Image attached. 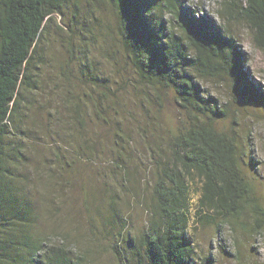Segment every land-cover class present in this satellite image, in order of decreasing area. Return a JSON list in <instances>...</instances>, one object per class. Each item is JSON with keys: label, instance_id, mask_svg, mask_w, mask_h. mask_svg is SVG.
<instances>
[{"label": "rangeland", "instance_id": "obj_1", "mask_svg": "<svg viewBox=\"0 0 264 264\" xmlns=\"http://www.w3.org/2000/svg\"><path fill=\"white\" fill-rule=\"evenodd\" d=\"M177 5L234 36L249 77L264 92V51L252 45L247 25L223 20L219 0H178ZM117 22L108 2L66 1L40 42L32 68L36 88L24 91L28 109L11 138L22 152L11 166L16 187L38 216L31 234L45 239L51 253L64 242L72 263L77 252L84 257L78 264H133L135 241L150 223L161 170L157 161L173 166L172 136L193 120L171 88L139 80ZM85 61L97 71L96 82L87 80L86 68L82 75ZM199 85L228 111L213 124L235 138L250 197L264 208V103L234 101L226 76ZM185 183L193 263L264 264V223L254 231L249 206L240 214L246 229L234 230L222 215L199 206L202 183L196 174Z\"/></svg>", "mask_w": 264, "mask_h": 264}, {"label": "trees", "instance_id": "obj_2", "mask_svg": "<svg viewBox=\"0 0 264 264\" xmlns=\"http://www.w3.org/2000/svg\"><path fill=\"white\" fill-rule=\"evenodd\" d=\"M66 1L0 0V264H78L84 258L76 252L72 263L66 258L72 250L64 242L51 253L45 239L31 234L38 216L30 201L19 194L22 190L16 187L11 167L22 154L11 138L19 130L17 120L28 109L24 91L36 88L33 69L40 58V42ZM101 1L117 14L118 35L139 80L147 86L171 88L177 105L189 119L193 117L189 127L172 136L173 166L157 161L161 170L154 182L150 223L135 241L132 262L200 264L192 261L194 250L187 237L186 178L199 177V206L222 215L234 230L246 229L240 214L249 206L254 231H258L264 223V208L250 197L252 187L242 174L235 138L213 124L228 111L199 83L226 76L236 102L264 103V92L249 77L246 57L234 36L204 17L186 14L178 0ZM219 4L220 17L244 22L252 45L264 51V0H219ZM81 65L82 75L86 68L87 80L96 82L97 71L91 64Z\"/></svg>", "mask_w": 264, "mask_h": 264}]
</instances>
